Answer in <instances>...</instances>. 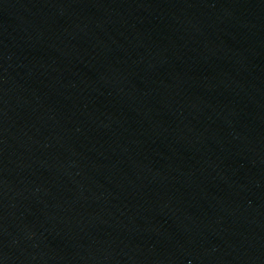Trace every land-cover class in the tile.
Returning <instances> with one entry per match:
<instances>
[{"label":"water","instance_id":"water-1","mask_svg":"<svg viewBox=\"0 0 264 264\" xmlns=\"http://www.w3.org/2000/svg\"><path fill=\"white\" fill-rule=\"evenodd\" d=\"M0 264H264V0H0Z\"/></svg>","mask_w":264,"mask_h":264}]
</instances>
